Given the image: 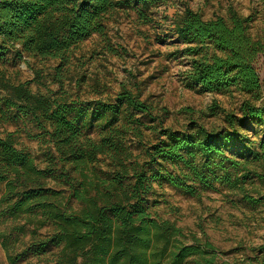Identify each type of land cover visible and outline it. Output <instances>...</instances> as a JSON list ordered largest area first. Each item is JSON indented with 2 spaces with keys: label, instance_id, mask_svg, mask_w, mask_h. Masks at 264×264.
<instances>
[{
  "label": "trees",
  "instance_id": "trees-1",
  "mask_svg": "<svg viewBox=\"0 0 264 264\" xmlns=\"http://www.w3.org/2000/svg\"><path fill=\"white\" fill-rule=\"evenodd\" d=\"M131 0H129L130 2ZM143 4L167 0H134ZM119 0H0V56L20 44L24 51L41 58L69 59L70 53L93 32H103L107 14L120 5ZM250 16L233 7L228 16L205 18L200 11L187 7L176 24L178 36L187 44L184 52L192 55L188 71L190 84H199L210 91H226L236 85L253 99H261V80L254 65L264 53V35L250 32ZM0 87L10 91L6 103L31 116L53 144L50 160L40 167L35 157L17 145L13 132L0 131V182L5 190L0 199V217L17 222V228L30 237L20 250L14 251L5 231L2 243L12 264L32 256L50 252L55 264H183L188 258L203 255L198 244L179 239L181 228L169 219L159 220L149 211L147 195L152 188L144 168L134 167L130 182L122 174L129 173L121 159L116 137L121 128L113 125L120 112V103L140 112L151 106L124 87L115 103H103L108 130L101 140L83 137L80 121L84 112L72 115L66 102L47 101L27 87L13 84L0 69ZM242 116L227 113L228 127L209 130L198 126L193 133L164 131L167 140L157 144L153 161H169L183 165V176L161 171L158 176L190 193L197 191L188 178L211 185L219 180L238 186L250 176L247 159L227 155L230 148L246 153V137L241 128L247 123L264 122V101L258 105L245 99ZM110 113L113 118H108ZM99 154L108 155L118 170L105 177H91L88 172ZM257 158L264 159L262 151ZM242 171L233 175L227 167ZM60 171L56 173L55 166ZM217 169L223 170L217 173ZM76 172L77 175H72ZM264 180V175L252 171ZM243 187V185H242ZM244 188V187H243ZM255 203L259 200L245 194ZM75 199L80 206L74 207ZM23 220V222H20ZM27 225H33L26 230ZM47 227L44 234L38 229ZM213 248L212 243H206ZM202 264V262L200 263Z\"/></svg>",
  "mask_w": 264,
  "mask_h": 264
},
{
  "label": "rangeland",
  "instance_id": "rangeland-1",
  "mask_svg": "<svg viewBox=\"0 0 264 264\" xmlns=\"http://www.w3.org/2000/svg\"><path fill=\"white\" fill-rule=\"evenodd\" d=\"M122 3L106 16L103 32H93L73 48L67 61L41 58L24 51L20 44L10 47L0 56V69L13 84L25 83L33 92L44 95L47 101L66 102L72 115L84 112L80 121L83 137L99 141L108 130L103 103L118 102L124 88L146 101L151 109L140 112L120 103V112L113 125L121 128L116 137L121 159L129 173H122L130 182L134 167L144 168L150 176L152 188L148 195L149 211L159 219H169L181 228L179 239L186 244H198L203 255L188 258L183 264H264V159L256 152L264 145V122H250L241 128L246 137V153L230 148L227 155L247 159L250 176L230 186L219 180L204 185L188 178L197 191L190 193L170 183L158 174L170 171L183 176L188 171L181 164L152 160L156 145L167 140L164 131L193 133L198 126L209 130L228 127L227 113L242 116L241 105L251 99L260 105L264 101V53L254 65L261 80V99L255 100L236 85L226 91H210L199 84H190L188 71L192 55L185 53L186 43L178 36L176 24L187 7L200 11L205 18L228 16L233 7L240 14L250 16V32L264 35V0H167L143 4L134 0ZM10 91L0 87V131L13 132L17 145L29 151L40 167H46L50 152L55 151L48 136L31 116L22 114L14 105L6 103ZM108 118L113 116L108 113ZM227 167L234 176L242 171ZM55 166L56 173L60 171ZM108 155L99 154L88 169L91 177H105L118 170ZM217 173L223 170L217 169ZM72 175H77L72 172ZM243 185V187H242ZM5 183L0 182V199ZM245 194L257 198L251 202ZM72 204H80L73 199ZM17 222L0 217V232L5 231L14 251L20 250L30 234H23ZM23 222V220H20ZM33 225H27L26 230ZM47 227L38 229L44 234ZM210 242L213 248H207ZM50 252L22 259L16 264H55ZM0 264H12L0 237Z\"/></svg>",
  "mask_w": 264,
  "mask_h": 264
}]
</instances>
